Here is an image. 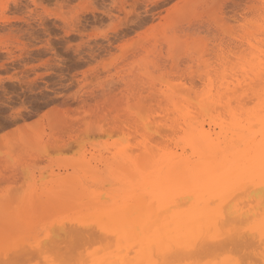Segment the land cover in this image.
Wrapping results in <instances>:
<instances>
[{
    "label": "rangeland",
    "instance_id": "obj_1",
    "mask_svg": "<svg viewBox=\"0 0 264 264\" xmlns=\"http://www.w3.org/2000/svg\"><path fill=\"white\" fill-rule=\"evenodd\" d=\"M259 64L264 0H0L2 262L59 264L114 252V246L109 251L105 243L104 249L89 243L98 247L69 255L80 243L55 250L50 230L66 222L93 223L101 211L150 194L145 181L158 168H134L129 157H137V147L161 141L175 150L184 116L200 114L197 91L229 84L241 94ZM176 101L184 106L177 104L174 114ZM203 115L197 120L213 129ZM145 123L155 125L149 126L152 134ZM169 129L176 135L165 136ZM41 245L48 249L36 259ZM99 246L103 254L93 255ZM23 247L33 257L24 260Z\"/></svg>",
    "mask_w": 264,
    "mask_h": 264
},
{
    "label": "bare ground",
    "instance_id": "obj_2",
    "mask_svg": "<svg viewBox=\"0 0 264 264\" xmlns=\"http://www.w3.org/2000/svg\"><path fill=\"white\" fill-rule=\"evenodd\" d=\"M250 70L254 72L252 77L255 76L257 80L254 78L252 83L244 85L249 93L244 89L245 92L242 90L243 93L239 94L242 89L240 86H238L240 90L234 86L237 91L231 92L229 84H221L215 91L213 88L216 85L210 83L205 91L200 90L201 93L197 91L195 94L201 97L200 99L198 97L200 106H195V109L200 108L199 116H188L184 109H179L180 112L181 110L186 112L187 117L184 116L185 121L176 132L181 133V138L175 143V150L161 146L159 144L161 141L154 142L160 147L147 142L142 147L138 146L141 148L136 146L139 154L137 157L132 155L136 158L129 157L133 167H138L142 172L144 170L141 164L158 168L151 174V180L145 176V180L147 179L144 180L145 184L152 188L150 194L128 196L132 199L112 210L101 211L95 216L93 223L66 222L56 228L53 227L50 230V233L54 232V236H50L52 245L59 244L61 247L64 242L80 243L74 244L79 247L73 246L72 250H68L72 252H69L71 253L69 255H77L76 248L82 251L87 245L89 249L91 245L89 243H103L102 249L106 244L108 250L115 247L114 252H108L110 254L101 259L95 257L92 260L90 255L91 264H201L203 260L204 264H264V65ZM177 104L181 105L176 101L175 105ZM179 105L177 110L176 107L175 111L170 110L171 113L178 111ZM190 106L186 105L189 108ZM202 114L211 120L213 129L210 126L207 129L205 123L198 121ZM175 118L173 120H176ZM137 122L139 124L141 121ZM143 125L144 123L140 124L142 127ZM151 125L155 126L153 123H145L144 127L148 128V133L153 130L150 128L149 131ZM165 125H160V129L167 127L168 130V125ZM156 126L159 128V124ZM173 127L176 125L169 128ZM173 129L177 131L176 128ZM144 131L146 132V129ZM155 131L154 134L162 136L159 129ZM172 131L169 129L164 135L174 134ZM129 148L126 150L134 151L132 154L137 152L136 148ZM50 238L49 242L46 241L47 244L51 243ZM44 241L42 240L43 245ZM69 244H63V247L64 245L68 247ZM43 245L41 249L35 250L36 254L47 248ZM49 247L53 249L54 246ZM25 248H20L21 255L23 257L25 255L24 260L33 257L29 248ZM56 248L57 246L54 247L55 250ZM99 249L92 254L101 253L102 249ZM85 250L87 252V249ZM20 251L13 253H17L15 257ZM47 251L45 253H48ZM81 251L79 250V253H82ZM50 252L53 253L52 250ZM58 253L60 259L61 256L64 257L61 252ZM54 254L52 257H55ZM234 254L238 257L241 255L240 258L244 261L240 262V258L233 259ZM1 257L2 262L4 259ZM35 257L37 259L40 255L37 254ZM81 257H85V253ZM88 258L81 261L77 259L68 261L66 258L59 264L63 262L75 264L76 260L79 264L85 260L84 263L89 264ZM21 259L20 262L23 261ZM10 260L13 259L10 257ZM5 261L6 264L10 263L7 259ZM37 261L39 263V260ZM1 262L0 264H4ZM12 263L16 264L15 261ZM40 263L44 264L42 261Z\"/></svg>",
    "mask_w": 264,
    "mask_h": 264
}]
</instances>
